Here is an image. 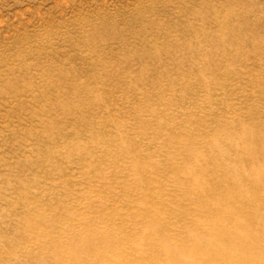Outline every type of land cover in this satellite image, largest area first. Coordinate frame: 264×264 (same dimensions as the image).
<instances>
[{"label": "rangeland", "instance_id": "obj_1", "mask_svg": "<svg viewBox=\"0 0 264 264\" xmlns=\"http://www.w3.org/2000/svg\"><path fill=\"white\" fill-rule=\"evenodd\" d=\"M231 34L239 40L221 47ZM151 45L158 60L130 59ZM263 112L264 0H0V264H55L57 252L47 241L73 249L87 239L83 221L92 229L109 227L101 218L108 212H146V191L159 197L147 204L161 200V207L165 202L177 212L187 194L180 169L204 163L191 153L224 143L237 151L251 147L244 135L260 130ZM232 158L235 163L239 155ZM200 169L195 177L201 183L224 174L219 167ZM143 177L150 179L148 188ZM231 177L215 192L236 181ZM193 198L192 206L199 198L218 205L207 192ZM34 221L38 226L30 231ZM114 223L128 226L123 235L130 240L144 234L130 219ZM100 250L108 252L105 262L118 263L115 249L102 244Z\"/></svg>", "mask_w": 264, "mask_h": 264}, {"label": "bare ground", "instance_id": "obj_2", "mask_svg": "<svg viewBox=\"0 0 264 264\" xmlns=\"http://www.w3.org/2000/svg\"><path fill=\"white\" fill-rule=\"evenodd\" d=\"M165 29V30H164ZM163 32L166 33V28H163ZM227 40H221L218 44L221 47L233 45L234 42L239 39L235 34H231ZM136 42V41H135ZM181 45V43H179ZM148 46V45H147ZM149 48V47H148ZM147 49V48H146ZM184 49V48H183ZM143 50V49H142ZM148 50V49H147ZM144 51V50H143ZM136 52V51H135ZM144 54L132 55L130 59H142L148 58L153 62L158 60L160 57L159 51L152 47L149 51H144ZM192 57V56H191ZM127 58V59H129ZM143 60V59H142ZM146 60V61H148ZM161 61V59H159ZM173 61L172 58L164 59ZM163 60V61H164ZM145 61V60H144ZM192 61V60H191ZM124 62H127L124 60ZM158 63V62H157ZM170 63V62H169ZM174 63V61H173ZM109 65V64H108ZM231 66V65H230ZM59 72V71H58ZM63 76L67 72L60 70L59 72ZM154 74V73H153ZM76 75V74H75ZM125 75V74H124ZM69 76V75H68ZM124 78V77H123ZM218 79V78H217ZM174 80V79H173ZM166 81V80H165ZM177 81V80H176ZM212 81V80H211ZM158 83V82H157ZM172 83V82H171ZM188 84V83H187ZM164 85V84H163ZM173 86V85H172ZM176 87V86H175ZM212 87V86H211ZM178 88V87H176ZM217 88V87H215ZM190 89V88H189ZM167 90V88L165 89ZM170 91V90H169ZM202 91V90H201ZM200 92V91H199ZM212 93V92H211ZM178 95V94H177ZM213 95V94H212ZM185 96V95H184ZM200 96V95H199ZM183 99V98H182ZM185 99V98H184ZM189 99V98H188ZM206 99V98H205ZM174 100V99H173ZM196 102V101H195ZM187 103V102H186ZM176 104V103H175ZM198 104V103H197ZM200 104V103H199ZM140 105V104H138ZM170 105V104H169ZM190 105V103H189ZM194 105V104H193ZM251 105V104H250ZM141 106V105H140ZM164 106V105H163ZM201 106V104H200ZM190 109V107H188ZM197 108V107H192ZM222 108V107H221ZM105 109V108H104ZM139 109V108H138ZM158 109V108H157ZM225 109V108H224ZM145 110V109H144ZM143 110V111H144ZM146 111V110H145ZM144 111V112H145ZM228 111V110H226ZM262 111V110H261ZM183 112V111H182ZM187 113V112H186ZM223 113V112H222ZM264 113V112H263ZM154 114V113H153ZM171 114V113H170ZM182 114V113H181ZM184 114V113H183ZM212 115V114H211ZM127 116V115H126ZM190 116V115H189ZM223 116V115H221ZM158 117V116H157ZM213 117V116H212ZM220 117V116H219ZM226 117V116H225ZM174 118V117H171ZM180 118V117H179ZM214 118V117H213ZM230 118V117H229ZM151 119V118H150ZM185 120L187 118H184ZM205 119V118H204ZM203 119V120H204ZM234 119V118H233ZM143 120V119H142ZM141 120V121H142ZM153 120V119H152ZM209 120V117H208ZM212 120V118H211ZM220 120V119H219ZM235 120V119H234ZM151 121V120H150ZM160 121V120H159ZM169 121V120H168ZM171 121V120H170ZM173 121V120H172ZM182 121V120H181ZM184 121V120H183ZM191 121V120H190ZM200 121V120H198ZM210 121V120H209ZM161 122V121H160ZM176 122V121H175ZM196 122V121H195ZM215 122V121H214ZM213 122V123H214ZM229 122V121H228ZM233 122V121H232ZM231 122V123H232ZM240 122V121H239ZM126 123V122H125ZM197 123V122H196ZM217 123V121H216ZM230 123V122H229ZM238 123V122H237ZM154 124V123H153ZM158 124V123H157ZM156 124V125H157ZM189 124V123H188ZM208 124V123H207ZM219 124V123H218ZM222 124V123H220ZM243 124V122H242ZM241 124V125H242ZM177 125V124H176ZM201 125V124H200ZM232 126L234 124H231ZM257 125V124H255ZM142 126V125H141ZM187 126V125H186ZM225 126V125H223ZM243 126V125H242ZM170 127V125H169ZM168 127V128H169ZM219 127V126H218ZM221 127V126H220ZM226 127V126H225ZM234 127V126H233ZM240 127V126H239ZM78 128V127H77ZM97 128V127H96ZM159 128V127H158ZM165 128V127H164ZM206 128V127H204ZM228 128V127H227ZM232 128V127H231ZM144 129V128H143ZM149 129V128H148ZM160 129V128H159ZM183 129V128H182ZM236 129V128H235ZM241 129V128H239ZM244 129V127H243ZM181 130V129H180ZM186 130V129H185ZM197 130V129H196ZM217 130V129H216ZM120 131V130H119ZM178 131V130H177ZM198 131V130H197ZM211 131V130H210ZM213 131V130H212ZM220 131V130H219ZM223 132V129L221 130ZM246 131V130H245ZM244 131V132H245ZM78 132V131H77ZM232 132V131H231ZM243 132V131H242ZM120 134V132H118ZM177 133V132H176ZM181 133L178 132L177 136ZM185 133V132H184ZM198 133V132H197ZM213 133V132H212ZM224 133V132H223ZM226 133V132H225ZM122 134V133H121ZM127 134V133H126ZM143 134V133H142ZM158 134V133H157ZM172 134V133H171ZM193 134V133H192ZM201 134V133H200ZM198 134V135H200ZM219 135V133H217ZM234 134V133H233ZM244 134V133H243ZM246 134V132H245ZM82 135V134H81ZM181 135V134H180ZM183 135V134H182ZM188 135V134H187ZM145 136V135H144ZM158 136V135H157ZM162 136V135H161ZM160 136V137H161ZM167 136V135H166ZM203 136V135H202ZM214 136V135H213ZM220 136V135H219ZM227 136V135H223ZM237 136V135H236ZM155 137V136H154ZM192 137V136H191ZM204 137V136H203ZM206 137V136H205ZM217 137V136H216ZM223 137V138H225ZM239 137V135H238ZM243 137V136H242ZM251 147H242L240 150L234 149L232 145L224 143L226 147L221 145L216 148V150L209 148L206 153L192 152L198 162H204L200 165L195 166V170L189 168H181L180 177L181 182H185L181 189H184L187 194H184V200H180L176 203L174 207H178V211L166 209L164 203L162 207L158 204L156 205L155 198H159L156 194H152L151 190L146 191L144 196H142L141 204L144 205V210L141 212H133L125 214H117L114 212L102 215L101 218L107 219L112 225L109 227L105 225L104 227L96 226L94 227L92 222L83 221L85 224V229L88 231L86 240L79 243L73 249L67 247V251L64 250L57 239L52 241H47V246L54 250L52 261L55 264H67L63 263L66 254L70 256L73 260L69 264H111L104 260V256H108V252L105 250H100L102 244H107L117 251V256L119 257L118 263L116 264H264V231L252 232L251 228L254 225H262V230H264V125L261 123L260 130L253 135H244ZM140 138V137H139ZM146 138V137H145ZM148 138H150L148 136ZM156 138V137H155ZM196 138V137H195ZM221 138V137H220ZM232 138V137H231ZM122 139V138H121ZM144 139V138H143ZM157 139V138H156ZM201 139V138H200ZM123 140V139H122ZM134 140V138H133ZM152 140V139H151ZM162 140V139H161ZM161 140H159L161 142ZM170 140V139H169ZM196 140V139H195ZM240 140V138H239ZM139 141V140H136ZM155 141V140H154ZM197 141V140H196ZM200 141V140H198ZM234 141V140H233ZM89 142V141H88ZM130 142V141H129ZM142 142V141H141ZM140 142V143H141ZM152 142V141H151ZM159 142V143H160ZM164 142V141H163ZM178 142V141H177ZM191 142V141H189ZM205 142V141H204ZM144 143V142H142ZM156 143V142H155ZM180 143V142H179ZM197 143V142H196ZM202 143V142H201ZM98 144V143H97ZM161 144V143H160ZM167 144V143H166ZM171 144V143H169ZM167 144V145H169ZM194 144V142H193ZM200 144V143H198ZM41 145V144H40ZM80 145V144H79ZM116 145V144H115ZM124 145V144H123ZM126 145V144H125ZM191 145V143H190ZM212 145H215L212 144ZM83 146V145H82ZM92 146V145H91ZM138 146V145H136ZM143 146V145H142ZM147 147V146H146ZM145 147V148H146ZM150 147V146H149ZM154 147V146H153ZM157 147V146H156ZM171 147V146H170ZM176 147V146H175ZM179 147V146H178ZM177 147V148H178ZM204 147V146H203ZM162 148V147H161ZM168 148V147H167ZM176 148V151H178ZM193 148V147H192ZM196 148V147H195ZM214 148V147H213ZM81 149V148H80ZM83 149V148H82ZM95 149V148H94ZM126 149V148H125ZM158 149V148H156ZM207 149V148H206ZM120 150V149H119ZM130 150V149H129ZM140 150V149H139ZM147 150V149H146ZM195 150V149H194ZM193 150V151H194ZM162 151V149H161ZM165 151V150H164ZM204 151V150H203ZM94 152V151H92ZM170 152V151H169ZM172 152V151H171ZM186 152V151H185ZM189 152V150L187 151ZM210 152V154H209ZM64 153V152H63ZM96 153V152H94ZM119 153V151H118ZM156 153V152H155ZM168 153V152H166ZM75 154V153H74ZM114 154V153H113ZM136 154V152H135ZM144 154V153H143ZM169 154V153H168ZM77 155V154H76ZM119 155H121L119 153ZM150 155V154H149ZM177 155V154H175ZM183 155V154H182ZM188 155V154H187ZM239 160L232 162L233 156H238ZM80 156V155H78ZM91 156V155H90ZM161 156V155H160ZM163 156V155H162ZM190 156V155H189ZM65 157V156H64ZM69 156H67L68 158ZM100 157V156H99ZM105 157V156H104ZM129 157H131L129 155ZM155 157V156H154ZM166 157V156H165ZM77 158V157H76ZM89 158V157H87ZM96 158V157H95ZM186 158V157H185ZM192 158V156H191ZM195 158V159H196ZM135 159V158H133ZM148 159H151L149 157ZM164 159V158H163ZM181 159V157H180ZM190 159V158H189ZM49 160V159H48ZM60 160V159H59ZM104 160V159H103ZM162 160V159H161ZM159 160V161H161ZM172 160V158H171ZM179 160V159H178ZM65 162L64 160H61ZM91 161V160H89ZM166 161V160H165ZM170 161V160H169ZM196 161V160H195ZM194 161V163H195ZM247 161V162H246ZM54 162V161H53ZM163 162V161H162ZM104 163V162H102ZM158 163V162H157ZM192 163V162H191ZM200 163V162H199ZM54 164V163H53ZM84 164V163H81ZM153 164V163H151ZM167 164V163H165ZM171 164V163H170ZM169 164V165H170ZM48 165V164H47ZM177 165V164H176ZM188 165V164H187ZM195 165V164H194ZM193 165V166H194ZM50 166V165H49ZM86 166V165H85ZM126 166V165H125ZM192 166V165H191ZM198 166V167H197ZM68 167V166H67ZM76 167V166H75ZM87 167V166H86ZM131 167V166H130ZM135 167V166H133ZM141 167V166H140ZM157 166H155L156 168ZM167 167V166H166ZM183 167V166H182ZM197 167V168H196ZM208 168H215L218 170L222 168L224 174L216 178L213 183L205 182L202 183L198 181L195 177L199 174L203 168L207 170ZM70 168V167H69ZM77 168V167H76ZM81 168V167H80ZM161 168V167H160ZM125 169V167H124ZM136 169V168H135ZM158 169V168H157ZM162 169V168H161ZM172 169V168H170ZM168 169V170H170ZM90 170V169H89ZM129 170V168H128ZM149 170V169H148ZM48 171V170H47ZM92 171V170H90ZM131 171V170H130ZM173 171V169H172ZM178 171V170H177ZM220 171V170H219ZM222 171V170H221ZM44 172V171H43ZM77 172V171H76ZM84 172V171H83ZM86 172V170H85ZM117 172V171H116ZM140 172V170H139ZM144 172V171H143ZM149 172V171H148ZM159 172V171H157ZM162 172V171H161ZM170 172V171H169ZM93 173V172H92ZM126 173V172H125ZM167 173V172H166ZM35 174V173H34ZM87 174V173H86ZM116 174V173H115ZM128 174V173H127ZM137 174V173H136ZM180 174V175H181ZM202 174V173H201ZM219 174V173H218ZM233 174L236 176L235 182H229L225 186L223 191L215 192L218 186L229 180ZM66 175V174H65ZM149 175V174H148ZM152 175H154L152 173ZM162 175H166L165 173ZM176 175V174H175ZM42 176V175H41ZM61 176V175H60ZM52 177V176H51ZM163 177V176H162ZM33 178V177H32ZM36 178V175H35ZM50 178V177H49ZM58 178V177H56ZM92 178V177H91ZM144 178V177H143ZM166 177H164L165 179ZM214 178V177H212ZM232 178V177H231ZM55 179V178H54ZM65 179V178H64ZM67 179V178H66ZM139 179V178H138ZM137 179V181H138ZM168 179V178H167ZM178 179V178H177ZM179 179V181H180ZM209 179V178H208ZM32 180V179H31ZM63 180V179H61ZM176 180V179H175ZM190 180V181H189ZM210 180V179H209ZM43 181V180H42ZM141 181V178H140ZM150 179L144 178V183L150 184ZM153 181V180H152ZM161 181V180H160ZM33 182V181H32ZM122 182V181H120ZM168 182V181H167ZM170 182V181H169ZM46 183V182H45ZM180 183V182H179ZM48 184V183H46ZM58 184V183H57ZM73 184V183H72ZM128 184V183H127ZM137 184V183H135ZM28 185V184H27ZM74 185V184H73ZM143 185V184H142ZM25 186V185H24ZM54 186V185H52ZM59 186V185H58ZM57 186V187H58ZM129 186V185H128ZM137 186H139L137 184ZM172 186V185H170ZM223 186V185H222ZM102 187V186H100ZM133 187V186H132ZM141 187V186H140ZM144 187V185L142 186ZM146 187V186H145ZM153 187V186H152ZM163 187V186H161ZM178 187V186H176ZM46 188V187H45ZM61 188H63L61 186ZM89 188V187H88ZM118 188V187H117ZM150 188V187H149ZM155 188V187H154ZM157 188V187H156ZM180 188V187H179ZM48 189V188H47ZM100 189V188H99ZM124 189V188H123ZM126 189V188H125ZM129 189V188H128ZM137 189V188H136ZM176 189V188H175ZM69 190V189H68ZM104 190V188L102 189ZM101 190V191H102ZM160 190V189H158ZM163 190V189H162ZM180 190V189H179ZM42 191V190H41ZM61 191V190H60ZM110 191V190H109ZM119 191V190H118ZM135 191V190H134ZM142 191V190H141ZM154 191V190H153ZM183 191V190H182ZM63 192V191H62ZM89 192V191H88ZM124 192V191H123ZM126 192V191H125ZM124 192V193H125ZM201 192H207L208 195H212L215 200H217L218 205H208V202H204L202 199L198 200L197 206L191 205L192 195H196L197 198L201 195ZM45 193V192H44ZM48 193V192H47ZM51 193V192H50ZM56 193V192H55ZM65 193V192H64ZM63 193V194H64ZM72 193V192H71ZM154 193V192H153ZM156 193V192H155ZM158 193V192H157ZM58 194V193H57ZM136 194L139 193L136 192ZM134 194V195H136ZM141 194V193H140ZM178 194V193H177ZM19 196V194H17ZM47 195V194H46ZM53 195V194H52ZM59 195V194H58ZM131 195V193H130ZM133 195V194H132ZM142 195V194H141ZM159 195V194H158ZM161 195V194H160ZM167 195V194H166ZM186 195V196H185ZM44 196V195H43ZM56 196V195H55ZM126 196V195H125ZM168 196V195H167ZM175 196V195H174ZM42 196H40L41 198ZM51 197V196H50ZM162 197V195H161ZM130 198V197H129ZM153 198V199H152ZM193 198V199H195ZM206 198V197H205ZM232 198L233 201L230 199ZM45 199V198H44ZM43 199V200H44ZM139 199V198H138ZM164 199V198H163ZM172 199V198H171ZM209 199V198H208ZM213 199V200H214ZM58 200H60L58 198ZM57 200V202H58ZM135 200V199H134ZM154 200L147 204L148 201ZM178 200V199H176ZM41 201V200H40ZM129 201V200H128ZM169 201V200H168ZM197 200H195L196 202ZM29 202V201H28ZM175 202V201H174ZM173 202V203H174ZM214 203V201L210 200ZM56 203V202H55ZM101 203V202H100ZM124 203V202H123ZM137 203V202H136ZM208 203V204H207ZM211 203V204H212ZM4 204V203H3ZM52 204V203H51ZM138 204V203H137ZM166 204V203H165ZM193 204V202H192ZM196 205V204H195ZM216 205V204H215ZM75 206V205H74ZM130 206V204H129ZM33 207V206H32ZM35 207V206H34ZM51 207V205L49 206ZM65 208L67 206H64ZM131 207H133L131 205ZM130 207V208H131ZM71 208V207H70ZM73 208V207H72ZM135 208V207H133ZM139 208V207H138ZM262 209V210H261ZM52 210V209H50ZM219 210V215L214 214L215 211ZM128 211V210H127ZM132 211V210H131ZM135 211V210H134ZM167 211V215L164 212ZM130 212V210H129ZM218 213V212H217ZM18 214V213H17ZM47 214V213H46ZM35 215V214H34ZM25 216V214H24ZM53 216V215H52ZM47 217V216H46ZM97 217V216H95ZM79 217H75L77 219ZM82 218V217H81ZM79 218L80 222L83 220ZM88 218V217H87ZM175 220H171V219ZM51 219V217H50ZM48 218V220H50ZM71 219V218H70ZM85 219V218H84ZM103 219V218H102ZM116 219H130L133 223H140V228L144 230V234L130 240L123 235L127 227L124 225H115L114 221ZM5 220V218H4ZM13 220V219H12ZM17 220V219H15ZM14 220V221H15ZM38 220V219H36ZM65 220V219H64ZM72 220V219H71ZM78 220V222H79ZM91 220V219H90ZM3 221V219H2ZM1 221V222H2ZM88 221V220H87ZM52 222V221H51ZM67 222V221H66ZM23 223V222H22ZM59 223V222H57ZM64 223V222H63ZM98 223V222H97ZM121 223V222H120ZM9 224V223H8ZM13 224V223H12ZM15 224V223H14ZM56 224V223H55ZM54 224V225H55ZM17 225V224H15ZM83 225V224H82ZM116 227H115V226ZM38 223L33 222L30 231L36 230ZM59 226V225H58ZM71 226V225H70ZM126 226V224H125ZM3 227V226H2ZM16 227V226H15ZM47 227V226H46ZM29 228V227H28ZM64 229V227H62ZM24 229V228H23ZM5 230V229H4ZM11 230V229H8ZM72 230V229H71ZM83 230V229H82ZM257 230V229H254ZM2 231V230H1ZM38 231V229H37ZM36 231V232H37ZM58 231V230H57ZM79 231V230H78ZM53 232V231H52ZM51 232V233H52ZM60 233V232H59ZM140 233V232H139ZM82 234V233H81ZM85 234V233H84ZM133 236H137L135 232L130 233ZM129 234V235H130ZM28 231L22 233V236H27ZM43 235V234H42ZM80 235V233H79ZM3 236V235H2ZM16 236V235H15ZM47 236V235H46ZM62 236V235H61ZM60 236V237H61ZM8 237V236H7ZM59 237V238H60ZM63 237V236H62ZM30 238V237H29ZM45 238V237H44ZM48 238V236H47ZM25 239V238H24ZM37 239V238H36ZM83 239V237H82ZM29 240V239H26ZM2 241V240H1ZM7 240H4V242ZM67 241V240H66ZM80 241V240H79ZM235 241V242H234ZM7 243V242H6ZM39 243V242H38ZM236 243L238 246H236ZM21 244V243H20ZM143 246H139V245ZM230 244V245H228ZM234 244V245H233ZM233 245V246H231ZM1 246V245H0ZM34 246V245H33ZM67 246V245H66ZM20 247V246H19ZM26 247V246H25ZM31 248V247H30ZM99 248V249H98ZM44 249V248H43ZM98 252L91 255L90 251ZM145 249V250H143ZM18 250V249H17ZM5 251V250H4ZM13 251V250H12ZM1 252V251H0ZM6 252V251H5ZM18 252V251H17ZM32 252V251H25ZM46 252V251H45ZM110 252V251H109ZM251 252V253H250ZM262 253V256H253L255 253ZM15 253V251H14ZM8 254V253H7ZM45 254V253H44ZM112 254V253H109ZM25 255V254H24ZM48 255V254H46ZM1 256V253H0ZM13 256V255H11ZM33 256V255H30ZM29 256V257H30ZM44 255H42L43 257ZM90 256L92 261L90 260ZM4 257V256H3ZM19 257V256H18ZM24 257V256H23ZM26 257V256H25ZM35 257V256H34ZM37 257V256H36ZM47 257H50L49 255ZM7 258V257H6ZM4 257V259H6ZM11 259V258H9ZM8 259V260H9ZM13 259V258H12ZM38 259V258H37ZM20 260V259H19ZM39 260V259H38ZM50 260V259H49ZM110 260V259H108ZM1 261V260H0ZM6 261V260H5ZM25 261V260H24ZM41 261V260H40ZM51 261V263H53ZM111 261V260H110ZM17 262V261H15ZM43 262V261H42ZM20 263V262H19ZM40 263V262H39ZM46 263V262H45ZM43 263V264H45ZM14 264V263H13ZM22 264V263H20ZM34 264V262H33Z\"/></svg>", "mask_w": 264, "mask_h": 264}]
</instances>
